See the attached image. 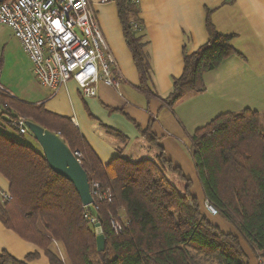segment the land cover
Here are the masks:
<instances>
[{
    "label": "trees",
    "instance_id": "16d2710c",
    "mask_svg": "<svg viewBox=\"0 0 264 264\" xmlns=\"http://www.w3.org/2000/svg\"><path fill=\"white\" fill-rule=\"evenodd\" d=\"M115 2L140 75V89L150 100L155 96L150 87L152 68L141 35L137 0ZM206 28V44L193 53L184 49L183 73L174 79L171 92L163 99L165 105L174 107L190 94L204 93L205 73L231 56L244 58L233 46L235 36L218 32L210 11ZM0 107V119L7 115L4 120L12 128V121L22 116L58 135L73 153L82 155L90 186L99 183L102 191L111 194L110 201L94 196L93 205L85 207L75 186L51 169L43 152L0 132V173L8 180L12 196L10 201H0V221L42 249L50 264H249L241 238L254 250L259 264H264L260 112L245 109L221 114L190 137L189 149L205 202L235 226L236 236L224 233L202 212L190 192L192 183L166 159L150 129L143 134L160 151L156 161L132 162L119 156L105 165L71 119L1 88ZM168 171L185 181L184 193L167 177ZM92 218L98 220L105 237L102 252ZM113 223L121 230L116 231ZM38 257L30 254L22 262L4 253L0 264H28Z\"/></svg>",
    "mask_w": 264,
    "mask_h": 264
},
{
    "label": "crops",
    "instance_id": "0c3cea01",
    "mask_svg": "<svg viewBox=\"0 0 264 264\" xmlns=\"http://www.w3.org/2000/svg\"><path fill=\"white\" fill-rule=\"evenodd\" d=\"M90 1L115 59L118 87L100 84L94 97H85L73 80L56 92L44 88L21 42L7 26L0 27H6L20 44L17 52L8 44L0 45V84L22 101L43 104L48 111L71 119L105 165L119 156L132 162L156 161L160 151L143 134L150 129L166 159L192 183L190 192L201 206L205 197L189 149L193 133L221 114L245 109L260 112L263 126L264 0H233L229 4L225 0H137L141 35L147 42L145 50L152 68L150 87L155 96L150 100L140 89V75L124 38L116 2ZM208 11L218 32L235 36L233 46L244 58L234 55L224 60L220 67L205 73L204 93L190 94L169 107L163 99L171 92L174 79L183 73L184 49L193 53L209 39ZM14 55L29 63L26 80L15 82L13 77L4 80L1 76L8 59L19 61ZM169 173L179 177L168 171V178ZM0 187L4 191L10 187L1 173ZM206 216L227 230L221 229L224 233L239 236L228 220ZM241 242L248 263L259 264L254 250L242 238ZM4 253L22 262L37 253L39 257L28 264H50L42 249L0 221V256Z\"/></svg>",
    "mask_w": 264,
    "mask_h": 264
},
{
    "label": "built area",
    "instance_id": "2783aa9c",
    "mask_svg": "<svg viewBox=\"0 0 264 264\" xmlns=\"http://www.w3.org/2000/svg\"><path fill=\"white\" fill-rule=\"evenodd\" d=\"M115 0H99L107 4ZM0 26L13 30L33 64L38 82L54 92L73 80L85 97H94L100 84L119 86L114 56L101 31L96 10L90 0H0ZM0 88L5 91L4 87ZM28 120L22 116L12 121L20 134L30 133ZM74 155L81 162L82 155ZM91 192L100 201L111 200L99 183ZM12 199L9 191L0 187V201ZM93 205V204H92ZM205 211L219 215L208 202ZM98 224L96 218L91 219ZM114 229L120 231L118 224Z\"/></svg>",
    "mask_w": 264,
    "mask_h": 264
},
{
    "label": "water",
    "instance_id": "95a60500",
    "mask_svg": "<svg viewBox=\"0 0 264 264\" xmlns=\"http://www.w3.org/2000/svg\"><path fill=\"white\" fill-rule=\"evenodd\" d=\"M30 133L41 145L51 169L69 180L77 190L85 207L94 203L87 172L66 143L56 134L28 121ZM97 246L100 252L105 248V237L100 223L96 224Z\"/></svg>",
    "mask_w": 264,
    "mask_h": 264
},
{
    "label": "rangeland",
    "instance_id": "374dc122",
    "mask_svg": "<svg viewBox=\"0 0 264 264\" xmlns=\"http://www.w3.org/2000/svg\"><path fill=\"white\" fill-rule=\"evenodd\" d=\"M4 28L6 27H0V45L8 44L9 49L13 50L14 52H17L19 50V44H20L19 41L13 36V34L10 31ZM14 56L15 58L19 59V61L13 62V59H8L4 69L2 68L3 71L1 72L3 73L1 74V76L4 77V80L11 79L13 77L15 82L20 81L21 78L26 80L27 71H28V67L26 65H29V63L27 64L22 58H20L17 55ZM2 112L3 110L0 107V117L2 116ZM3 117L4 119L9 118L7 115H3ZM4 119H0V132L5 133L7 136H9L12 139L30 145L39 152H43L41 145L36 141V139L33 137L31 133H28L26 135H21L19 131H16L11 126H9L7 121ZM263 127H264V121H263ZM168 176L171 182L183 193L184 188L186 187V183L172 173H169ZM201 209L206 215H209L204 209V202H202L201 204ZM212 217L217 220L225 219L223 218L222 215H217ZM223 231H227V230L223 229ZM59 252L62 253V250H59Z\"/></svg>",
    "mask_w": 264,
    "mask_h": 264
}]
</instances>
